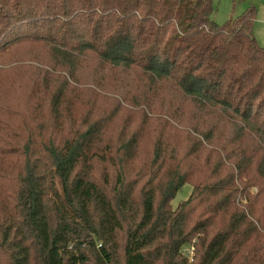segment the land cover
<instances>
[{
	"label": "trees",
	"instance_id": "trees-1",
	"mask_svg": "<svg viewBox=\"0 0 264 264\" xmlns=\"http://www.w3.org/2000/svg\"><path fill=\"white\" fill-rule=\"evenodd\" d=\"M211 12L0 0V264H264V49Z\"/></svg>",
	"mask_w": 264,
	"mask_h": 264
},
{
	"label": "rangeland",
	"instance_id": "rangeland-1",
	"mask_svg": "<svg viewBox=\"0 0 264 264\" xmlns=\"http://www.w3.org/2000/svg\"><path fill=\"white\" fill-rule=\"evenodd\" d=\"M212 12L210 15L211 21L215 24L220 25L227 21L228 19H234L240 16L243 12H245L248 8L253 7L255 11V21L253 24V35L256 40V43L259 47L264 49V0H211ZM36 51V50H35ZM40 55L32 54L38 63L35 62H23L25 64H31V67L22 66L18 67L16 71L9 73L7 79L5 80V87L14 93H18V95H22V97H26V91L29 90L30 87V76L33 77L34 67L46 69L45 62L47 60L45 51L42 48ZM30 58H33L30 54H28ZM27 55L24 54V58ZM35 60V59H34ZM16 63V62H15ZM89 65V64H88ZM117 72L104 74L100 72L96 76V78L102 79V82H107L108 86L113 85L122 79V75L116 74ZM107 86V88H108ZM115 89V87H114ZM25 90V91H24ZM116 91V89H115ZM116 96V95H115ZM4 139V138H3ZM150 137L147 133H144L141 143L143 144V152L146 154L150 151ZM6 146L8 144H2ZM190 191V187L187 185H183L179 191L176 193L173 200L170 202L171 207H175L178 203L186 199Z\"/></svg>",
	"mask_w": 264,
	"mask_h": 264
}]
</instances>
